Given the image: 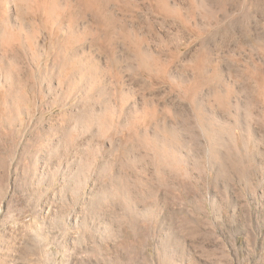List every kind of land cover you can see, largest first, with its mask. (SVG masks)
<instances>
[{"label":"rangeland","instance_id":"1","mask_svg":"<svg viewBox=\"0 0 264 264\" xmlns=\"http://www.w3.org/2000/svg\"><path fill=\"white\" fill-rule=\"evenodd\" d=\"M125 3L0 0V264H264V0Z\"/></svg>","mask_w":264,"mask_h":264},{"label":"bare ground","instance_id":"2","mask_svg":"<svg viewBox=\"0 0 264 264\" xmlns=\"http://www.w3.org/2000/svg\"><path fill=\"white\" fill-rule=\"evenodd\" d=\"M8 1H10V3H12L11 7H12V15L13 16H15V15L19 16L18 14H20V15H22V14H25V15L34 14V15H38V17H39V15L40 14L42 15V13H43L46 16H49L50 21L54 22V24L58 23L59 18L61 17V16H59L60 13H63V14L66 13V15H67V13L72 11V13L74 14V18H80V19L83 20V22L81 21L82 24H88V25H90V26H92V27H94V28H96L98 30L99 35L97 33V37H99V40H100L102 46L105 47L106 49H108L109 48L108 47L109 44H111L112 41H113V35H114V33L112 32L113 31V27L117 23L116 17L111 12L112 9L110 10V4L111 3H115V2L117 4H121L122 2L126 1L127 4L125 3L126 5H122V6H123L124 9H129L128 3H129L130 0H8ZM153 1H155V0H153ZM132 6L134 7V5H132ZM154 6L157 7V8H155L157 12H162V11L166 12V11L171 10L170 5L168 3V0H156V5H154ZM132 10L133 9H131L130 11H132ZM55 17H57L56 20H55ZM46 18L48 19V17H46ZM72 18H73V16H72ZM61 22H63V21H61ZM45 25H44V27H45ZM33 26H34V24H33ZM124 28L126 29V27H124ZM100 31L103 32V33L100 34L101 33ZM126 32L127 31H123V33L121 35V36L124 37V40L128 39L130 37V35H128V33H126ZM95 33H96V31H95ZM120 33H121V31H120ZM119 37H120V35H119ZM54 38H55V36H54ZM129 43H131V42L129 41ZM136 50H137V48H136ZM149 63H150V60H149ZM149 63H148V65H149ZM141 65H143V64H141ZM198 66L199 65H197V67ZM149 74H150V72H149ZM255 79H257L258 84L261 85L262 76H261L260 73L257 75V77Z\"/></svg>","mask_w":264,"mask_h":264}]
</instances>
